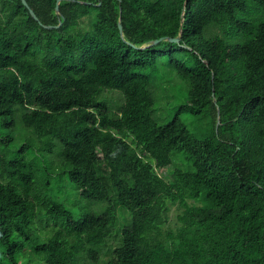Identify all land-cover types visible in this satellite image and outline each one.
Here are the masks:
<instances>
[{"label": "trees", "instance_id": "obj_1", "mask_svg": "<svg viewBox=\"0 0 264 264\" xmlns=\"http://www.w3.org/2000/svg\"><path fill=\"white\" fill-rule=\"evenodd\" d=\"M26 1L39 21L0 0V264H264V0ZM160 63L188 84L165 122ZM60 178L106 208L77 215Z\"/></svg>", "mask_w": 264, "mask_h": 264}, {"label": "rangeland", "instance_id": "obj_2", "mask_svg": "<svg viewBox=\"0 0 264 264\" xmlns=\"http://www.w3.org/2000/svg\"><path fill=\"white\" fill-rule=\"evenodd\" d=\"M88 19H85L83 22V27H88ZM146 46V45H145ZM144 47V46H143ZM154 84L152 86L153 94L156 98V115L161 118L163 122L172 119L174 115L175 108L185 101V93L188 90V84L183 79H181L171 68H167L164 64L160 63L158 66L157 72L153 74ZM100 100L105 101L109 107H111L112 111L118 112L120 107L124 104V96L119 91L106 90L104 91L100 97ZM16 118V142L15 147L20 146L26 139L31 136L28 129H26L21 122H19ZM183 120L187 123L189 129L192 133L200 136L204 125L200 121L191 115L183 116ZM7 129H3L2 132H6ZM55 148L53 153H46L44 159H42V163L51 164L55 161L58 164L59 153L61 152V145L58 141H54ZM39 143L37 142L35 151L39 150ZM35 152V153H36ZM175 165L178 167H186L185 163H181V160H177L176 156H174ZM58 172H61V169H57ZM174 171V167H168L164 169H158L157 172L160 176L165 178L166 180H170L171 174ZM57 183H55L54 193L56 194V198L60 201H63L67 207L73 210L77 215H81L86 210H92L96 212H101L106 208L107 203L104 201L98 200H87L83 197L79 196L78 191L75 189L73 184L67 178L57 179ZM190 205H194L193 201L188 202ZM183 208L179 206V204L173 206L170 211V221L169 228L172 230H177L182 227V224L179 222L178 217L182 214ZM118 213L120 216L121 224L129 223L130 215L122 209H118ZM116 242L111 240L109 242V247L105 249V251H109V249L115 246ZM108 260L107 253L101 256L99 264H105ZM89 264V262H86Z\"/></svg>", "mask_w": 264, "mask_h": 264}, {"label": "water", "instance_id": "obj_3", "mask_svg": "<svg viewBox=\"0 0 264 264\" xmlns=\"http://www.w3.org/2000/svg\"><path fill=\"white\" fill-rule=\"evenodd\" d=\"M22 1H23L24 5L30 10V13H31V15L34 17V19H35L36 21H39V18L37 17V15L35 14V12L30 8V6L28 5L27 1H26V0H22ZM62 1H63V0H59V1H58L57 8H56L57 13H59V11H60L59 6H60V3H61ZM45 27H46V26H45ZM46 28H50V27H46ZM120 31H121V33L123 34V27H122L121 24H120ZM171 41H175V42H177V41H179V38H177V39H171ZM156 43H157V41L154 42V44H156Z\"/></svg>", "mask_w": 264, "mask_h": 264}]
</instances>
